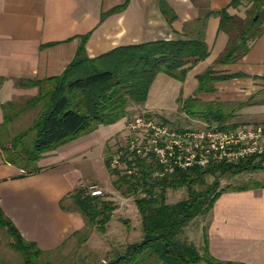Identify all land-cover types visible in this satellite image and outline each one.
<instances>
[{
	"label": "crops",
	"instance_id": "crops-1",
	"mask_svg": "<svg viewBox=\"0 0 264 264\" xmlns=\"http://www.w3.org/2000/svg\"><path fill=\"white\" fill-rule=\"evenodd\" d=\"M161 1L0 0V124L5 120L4 104H19L18 97L28 91L32 95L38 92L37 87L25 88L22 83L62 75L83 41L88 56L97 58L120 46L189 39L195 37L191 34L192 24L207 12L228 8L232 15L246 18L251 6L250 0L238 6H231L234 0H166L177 16L171 23ZM125 4L124 9L117 10ZM220 27L219 15L207 17L209 57L193 67L184 81L159 74L147 102L139 106L145 111L167 112L179 108V99L195 96L202 102L225 104L230 112L253 97L264 100L260 98L264 94V33L242 59L215 65L229 42L228 33ZM211 67L215 76L240 77L216 81L214 91L197 94L198 76ZM129 116L101 125L47 153L39 162L42 170L30 175L6 162L0 148V205L26 240L53 252L86 233L85 215L71 195L86 182L105 185L109 177V143L113 145L126 133ZM205 122L219 126L217 122ZM260 122H264L261 102L236 111L227 124L231 127ZM208 216L207 226L201 225L197 232V243L186 228L181 237L202 254L205 233L214 258L237 264H264V187L224 191Z\"/></svg>",
	"mask_w": 264,
	"mask_h": 264
},
{
	"label": "trees",
	"instance_id": "trees-1",
	"mask_svg": "<svg viewBox=\"0 0 264 264\" xmlns=\"http://www.w3.org/2000/svg\"><path fill=\"white\" fill-rule=\"evenodd\" d=\"M244 0H234L238 6ZM246 18L232 15L228 8L209 11L192 25L195 37L181 40H157L135 45L120 46L97 58H90L85 41L80 46L74 61L65 72L56 77L37 81H26L25 87H37L38 93L27 99L23 106L10 102L3 105L5 120L0 124V148L6 162L22 168L28 175L42 170L39 162L44 156L83 135L97 130L101 125H111L127 117L133 106L147 102L151 88L161 73L184 81L187 73L210 55L205 40L206 18L212 14L221 17V30L229 35L225 51L215 65H223L242 59L251 50L256 40L264 33V0H250ZM126 4L117 10L124 9ZM163 13L172 23L177 16L174 10L161 1ZM86 39V38H85ZM214 67L198 76V93L212 92L214 83L240 75L215 76ZM179 110L192 118L217 122L228 128L234 113L247 105L264 103L253 97L238 104L230 112L222 103H206L195 96L179 99ZM40 107L32 124L14 137L8 136L10 124L27 110ZM236 127L237 125H230ZM109 171L119 176L114 182L118 189L126 186L125 192L136 195V205L141 215L143 236L140 242L130 244L125 253L117 255L108 264H144L156 256L163 264H237L214 258L209 250L205 234L203 253L181 235L184 227L199 216L208 215L221 194L228 189L247 190L263 188L264 182L256 181L252 187L218 190L220 180L226 175L236 176L246 172L264 170L262 163L248 160L237 164H220L209 167L194 166L176 170L164 177H155L160 168L155 161L137 157L128 161V170L113 167L112 157L107 159ZM215 180L207 184L206 177ZM197 185H207L198 190ZM186 187L187 199L176 204L167 202V190ZM75 205L86 218V229L97 226L107 231L115 205L101 196H93L85 187H79L71 195ZM64 207V206H63ZM65 208V207H64ZM66 209V208H65ZM0 227L12 238L11 246L20 252L24 264H51L45 257L51 252L42 250L35 242L26 240L16 225L4 214L0 205Z\"/></svg>",
	"mask_w": 264,
	"mask_h": 264
},
{
	"label": "rangeland",
	"instance_id": "rangeland-1",
	"mask_svg": "<svg viewBox=\"0 0 264 264\" xmlns=\"http://www.w3.org/2000/svg\"><path fill=\"white\" fill-rule=\"evenodd\" d=\"M25 87V86H24ZM27 88V87H25ZM38 89V88H37ZM29 94H25L17 98L19 106H23L26 99L35 96L38 92L28 91ZM31 93V94H30ZM264 97V94L260 98ZM40 107H36L22 113L15 118L10 124L8 136L14 137L17 134L26 130L34 121L40 111ZM148 114L154 117L159 122H164L176 130L187 129H204L209 126L208 122L192 118L180 111L179 108H175L170 111L158 112V111H145V108L140 106H133L129 109L127 116L130 117L136 114ZM128 125V123H127ZM130 141L128 129L126 133L122 134L120 138H117L113 145L109 143L107 155L108 158L112 157L115 153L122 151L126 148ZM129 160V159H128ZM122 167V174H126V162ZM119 176L112 174L109 171V177L105 185H101L97 182H86L84 187L91 193L90 187L98 185L102 189L103 194L99 195L105 200L111 201L115 205L113 215L110 222L107 225V231L101 232L97 226L92 225L88 228L85 234H81L78 238L69 243L63 245L60 249L51 252L46 255V259L51 264H108L117 255L125 253L127 247L130 244L140 242L143 236V226L141 215L136 205V195L125 192L126 186L118 189L115 186V181ZM257 179H261L264 182V170L254 172H246L236 176L226 175L220 180V186L218 190L231 186L232 188H238L243 186L252 187ZM207 184H212L215 177L209 175L206 177ZM100 185V186H99ZM105 187V189L101 187ZM207 185H197L196 189H206ZM189 196L188 189L186 187L167 190V202L169 204H176L180 201L187 199ZM209 216H199L189 222L184 229L190 231L191 238L197 243V234L201 231V225L204 228L207 226ZM183 229V230H184ZM185 231V232H186ZM198 232V233H197ZM205 236V233H204ZM202 238L198 236V241ZM205 238V237H204ZM184 239V238H183ZM190 239V238H189ZM185 240V239H184ZM204 240V239H203ZM12 238L5 228L0 227V264H24L23 256L20 252L16 251L11 246ZM190 243V242H189ZM205 245V243H204ZM157 260L154 256L144 264H154L152 260ZM162 264V263H161Z\"/></svg>",
	"mask_w": 264,
	"mask_h": 264
},
{
	"label": "built area",
	"instance_id": "built-area-1",
	"mask_svg": "<svg viewBox=\"0 0 264 264\" xmlns=\"http://www.w3.org/2000/svg\"><path fill=\"white\" fill-rule=\"evenodd\" d=\"M127 129L130 141L124 150L112 156L113 167H122L125 160L131 161L134 156L155 160L160 166L155 177L194 166L205 168L248 160L264 165V122L228 128L216 125L176 130L143 113L130 117ZM125 169L126 173L136 171V168ZM90 189L93 196L103 194L98 185Z\"/></svg>",
	"mask_w": 264,
	"mask_h": 264
}]
</instances>
